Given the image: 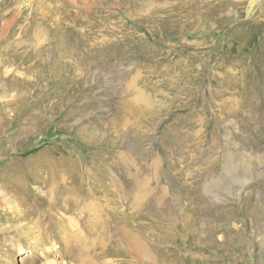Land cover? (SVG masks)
Segmentation results:
<instances>
[{"label": "rangeland", "instance_id": "374dc122", "mask_svg": "<svg viewBox=\"0 0 264 264\" xmlns=\"http://www.w3.org/2000/svg\"><path fill=\"white\" fill-rule=\"evenodd\" d=\"M0 264H264V0H0Z\"/></svg>", "mask_w": 264, "mask_h": 264}]
</instances>
